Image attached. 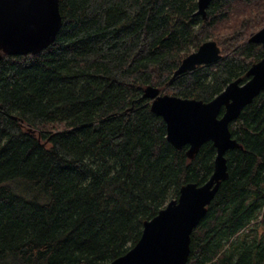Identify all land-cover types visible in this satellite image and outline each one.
Masks as SVG:
<instances>
[{
    "label": "trees",
    "instance_id": "1",
    "mask_svg": "<svg viewBox=\"0 0 264 264\" xmlns=\"http://www.w3.org/2000/svg\"><path fill=\"white\" fill-rule=\"evenodd\" d=\"M233 4L256 7L233 25ZM55 39L38 53L0 52V264H105L188 183L202 184L211 141L174 147L148 85L209 101L264 55L248 41L264 0H59ZM253 20L256 28H250ZM239 21V22H238ZM215 39L223 57L172 77ZM223 109L220 110L221 114ZM240 146L192 229L186 264H264V90L229 124Z\"/></svg>",
    "mask_w": 264,
    "mask_h": 264
},
{
    "label": "water",
    "instance_id": "2",
    "mask_svg": "<svg viewBox=\"0 0 264 264\" xmlns=\"http://www.w3.org/2000/svg\"><path fill=\"white\" fill-rule=\"evenodd\" d=\"M209 2L197 0L195 13L205 18ZM61 23L59 0H0V52L38 53L53 42ZM247 39L264 47V25ZM222 57L217 41L208 39L183 57L172 77ZM245 74V81L240 76L234 78L209 101L164 93L152 85L144 88L143 97L165 121L167 140L174 147L188 145L186 155L192 158L204 142H212L216 151L213 170L202 184L182 185L176 198L143 222L137 242L105 264H186L192 229L206 213L220 183L228 177L225 152L240 146L229 124L264 90V55Z\"/></svg>",
    "mask_w": 264,
    "mask_h": 264
},
{
    "label": "rangeland",
    "instance_id": "3",
    "mask_svg": "<svg viewBox=\"0 0 264 264\" xmlns=\"http://www.w3.org/2000/svg\"><path fill=\"white\" fill-rule=\"evenodd\" d=\"M250 10L252 13H255L256 7L252 6L251 8L246 4H233L232 9L230 10V14L228 20L226 22H221L218 30L222 31L225 25H233L234 22L239 20L240 18H245L249 15ZM239 22V21H238ZM250 28H256V24L253 20H249ZM258 29V28H257ZM221 47V46H220ZM163 90V89H162ZM164 92V91H163ZM165 93V92H164Z\"/></svg>",
    "mask_w": 264,
    "mask_h": 264
}]
</instances>
